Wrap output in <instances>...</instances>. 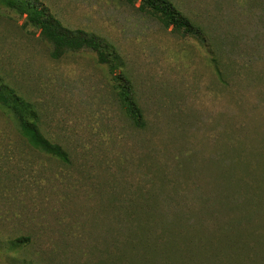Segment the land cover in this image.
Here are the masks:
<instances>
[{
    "label": "rangeland",
    "instance_id": "374dc122",
    "mask_svg": "<svg viewBox=\"0 0 264 264\" xmlns=\"http://www.w3.org/2000/svg\"><path fill=\"white\" fill-rule=\"evenodd\" d=\"M38 1L116 53L145 126L95 52L51 58L39 30L0 2V78L69 158L32 147L0 107V264H201L173 217L201 221L222 246L219 264H264V167L253 161L264 140V0H171L199 28L185 36L139 2ZM248 125L246 139L229 138ZM239 137L244 146L224 152Z\"/></svg>",
    "mask_w": 264,
    "mask_h": 264
},
{
    "label": "trees",
    "instance_id": "16d2710c",
    "mask_svg": "<svg viewBox=\"0 0 264 264\" xmlns=\"http://www.w3.org/2000/svg\"><path fill=\"white\" fill-rule=\"evenodd\" d=\"M127 4L134 5L139 2L138 10L143 13H147L155 17L163 27L167 28L172 26V29L181 34L182 36L188 34L197 35L199 28L187 18L171 0H121ZM1 4L11 9L19 16H24L23 28L27 26L34 27L39 30L40 37L50 44L49 55L53 59H58L67 52H78L81 50H91L96 53L97 60L100 63H106L108 65V71L111 75L114 84H112L119 102L124 108L126 114L132 120L133 124L138 128L145 126V121L141 108L138 106L132 92V87L129 79L123 75L122 72L115 73V68L119 67L120 61L113 63L112 60L118 59L116 53H113L108 47L102 43L100 38L84 32L80 28H70L62 24V22L54 16L46 7L40 4L38 0H0ZM201 41L204 42V38L201 35ZM210 62L214 65L215 72L219 73L220 66L217 63V59L212 57ZM0 107L5 109L13 117L16 126L20 134L27 140V142L34 148L41 152L52 155L57 159L68 162L67 151L58 143L49 140L40 130L39 127V115L34 105L23 98L17 93V91L5 84L0 78ZM243 127L237 131H232L227 134H233L237 136L243 134V138L249 135L250 127ZM232 138V135L229 136ZM244 140V139H243ZM245 141V140H244ZM228 140L223 143L226 144L224 152H228L232 148L238 149V146H244L240 137L237 138V145H229ZM261 143L260 150L255 154L253 161L257 167H264V140ZM230 156L229 153H226ZM259 154V155H257ZM260 156V158L258 157ZM239 163L244 162L241 157H238ZM256 159V160H255ZM248 164L251 165L249 162ZM254 185H259L261 180H255ZM164 185V184H163ZM262 188L258 186L255 191L249 193L253 203L257 202L259 196H261ZM248 195L247 193H245ZM170 196V195H169ZM177 197L179 195H176ZM174 206V205H173ZM157 214L162 218L164 216L163 205L157 206ZM183 208L182 205H175L173 214H177L179 209ZM205 209L207 206L205 205ZM171 210V209H170ZM173 210V209H172ZM209 211V209H207ZM186 214V211H184ZM191 213L192 211H188ZM187 212V214H188ZM205 213L206 210H204ZM214 218V211L209 212ZM172 229L177 232L187 231L190 239L189 247L190 254L194 260H201V264L208 262L210 264H219L221 257L223 256L222 246L220 248L215 244L212 238H206L201 231H198L196 226L201 224V221L197 218L190 220L189 218L178 223L175 217L171 219ZM196 223V224H195ZM232 227L231 223H227L221 227L223 232H228ZM227 246H230V242L227 241ZM231 245L236 249L239 247V241L233 240ZM202 248V250H201ZM201 257V258H200Z\"/></svg>",
    "mask_w": 264,
    "mask_h": 264
}]
</instances>
